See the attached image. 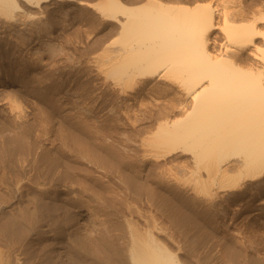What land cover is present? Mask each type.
I'll use <instances>...</instances> for the list:
<instances>
[{
  "label": "bare ground",
  "instance_id": "bare-ground-1",
  "mask_svg": "<svg viewBox=\"0 0 264 264\" xmlns=\"http://www.w3.org/2000/svg\"><path fill=\"white\" fill-rule=\"evenodd\" d=\"M57 4L60 6L62 4L65 10L86 5L94 9L92 13L103 23H113L117 26L116 33L122 45L117 46L122 50L121 59L116 60V56L115 61L113 57L106 58L110 63L107 65L104 62L106 66L100 65L98 62L100 59L95 57L96 54L93 55L94 58L90 57L91 59L86 60L90 67L93 66L101 74L98 83L102 86L101 89L97 87L98 90L94 93L96 98H93V94L92 98L85 97L78 89L73 92L76 95L77 103L74 106L77 111L94 116L95 121L103 119L107 114H114V118L128 124L132 121L135 123L134 120L137 118L140 120L139 126L132 127L135 133L142 135H139L140 138L138 137L135 143L144 150L146 147L147 152L144 151V155L146 158L147 156L152 158L154 162V166L146 171L135 169L136 167L132 170L124 166L121 161H124L125 155H122V158L121 152L116 156L111 155L115 160L113 163L110 155L103 154L108 147L101 153L93 148L96 144L91 148L81 143L77 144V147L80 145L78 153L81 157L78 162L82 159L92 164H88V167L93 168L95 164V169L103 168L109 176L115 178L116 183L113 182L121 193L124 192L126 199L116 195L117 190L114 185L116 190L114 194L112 187L110 188L109 184L106 186L112 190V193L108 194H112L108 197V201L104 195V198L101 197L102 191L101 193L97 190L99 194L96 190H89V185L92 184L85 183L88 188L78 187L71 183L72 181L68 184L67 175L72 173L71 167L77 162L75 161L74 164L72 161L73 165L68 163L71 165L70 168L65 165L70 169L66 174V182L65 175H62V179L59 173L62 167L54 166L56 161L52 164L53 156L48 155L50 152L46 154L45 142L50 133H48L50 126H47V113H49L47 111L51 106L45 104L55 106L59 98L50 96L54 91L51 94L45 92L42 79L37 73H33L32 68L40 69L41 65L46 64L44 54L54 56L55 41L49 37L50 24L46 18L47 9ZM194 5H189L186 0H156V3L140 5L129 4L123 0L90 2L0 0V264H212L214 262L217 244L212 241L210 231L199 237L200 241L195 240L197 237L194 239L195 242H199L203 254L196 253L195 248L194 251L183 248V243L178 239L180 236L177 237L179 232L172 225L164 226L166 224L162 225L159 223L161 221H150L147 215L139 212L140 209L134 211L129 205L127 211L126 206L125 211L120 208L121 204L127 205L126 201L131 202L134 194L140 199L145 197L147 200L159 196L164 202L172 201L173 204L175 200L189 205L190 200L197 201V204L201 205L199 210L202 214H200L214 219L215 214L219 212L225 214L227 211L221 208L222 202L218 203L220 207L214 208L215 205L217 206L215 203L218 196L225 197L232 194L235 199H240L246 196H243V192L249 188L256 192L264 190V28L260 29L258 26L260 23L264 24V4L262 10H247L242 0H239L233 8L223 10H215L210 3L204 9ZM218 18L222 21L219 22ZM106 44L104 48L109 49ZM164 54L170 57L165 58ZM245 54L247 60L246 57L242 59ZM214 55L217 56L213 57ZM52 65L54 63L49 67ZM105 86L114 91L115 96L106 104L101 102L105 104L101 105L100 100L104 93L102 89ZM51 89L57 88L54 86ZM54 106L52 105V109H55ZM57 109L55 110L58 111ZM67 114L64 113L65 116ZM107 125L108 123L106 127L98 128L97 125L93 127L90 124L86 128L91 135L87 130L84 131L91 136L90 141L102 143L110 140L111 144L113 138L110 137L109 131L114 125L110 123L109 126ZM69 127L68 129L71 128ZM80 127L84 129V126ZM58 135L63 138L62 134ZM78 135L79 132L76 136ZM49 140L53 141L52 138ZM63 141L62 143L67 144ZM118 143L115 145L117 146ZM116 146L113 148L115 149ZM119 147L125 152L130 150V146ZM129 150L127 154H130ZM63 151L61 152L64 155L67 150ZM113 151L110 150V153L114 155ZM56 152H59L57 148ZM46 155L52 156L49 162L53 166L48 165ZM137 158H135L137 162L141 161L139 158L143 160V157ZM176 161L181 162V167L185 169L186 174H189L190 177L186 180L189 185L185 184L182 177L183 181L179 182L181 179L179 175L172 173L174 169L172 170L171 167H174L172 164ZM57 162L55 164H59ZM80 165L78 163L77 168H80ZM180 165L178 164L179 168ZM86 170V177L97 174ZM71 175L74 177L73 174ZM83 178L81 177L80 181H83ZM78 179L79 177L76 181ZM93 180L95 182L99 177ZM154 180L155 185H153ZM84 181L86 182L85 178ZM113 182L110 183L114 184ZM53 197L56 198L52 199L54 202L51 204L52 207L50 206L55 210L52 212L53 217L55 214H58V217L61 212L68 213L72 209L75 213L70 212L72 215L69 219H67L69 214L66 213L67 217L60 224L61 227L57 225L63 236L60 231V236L51 232L55 236L50 238L51 225L48 221L50 219H47L49 216L47 210L50 205L48 200ZM88 197L93 200L92 205L88 202ZM246 201L244 206L252 210V214L264 215V208L260 202L253 203L248 199ZM242 206V203L236 206L235 211L241 210ZM161 207L165 219L168 217L171 224H175L179 217L178 209L175 211L174 207L165 206L167 209ZM133 212L140 218L145 216L142 218L144 226L139 227L134 218L132 219ZM176 224L174 227L179 228L180 226ZM185 227L183 231L186 230ZM231 232L230 240L227 241L229 240L232 246L246 244L241 240L244 236ZM224 241L222 243H225ZM228 246L231 248L230 245ZM240 249L237 250L239 254L245 251L243 249L240 253ZM228 252L227 250L225 254ZM238 253L230 251V255H227L235 262L241 260L236 256ZM216 260L215 264L218 263ZM252 260H249L248 264H252ZM243 261L239 264H245Z\"/></svg>",
  "mask_w": 264,
  "mask_h": 264
},
{
  "label": "rangeland",
  "instance_id": "rangeland-1",
  "mask_svg": "<svg viewBox=\"0 0 264 264\" xmlns=\"http://www.w3.org/2000/svg\"><path fill=\"white\" fill-rule=\"evenodd\" d=\"M85 1H96V0H85ZM124 2H126V3H129V4H136V5H138V3H139V5L140 4H149V2L150 3H156V0H123ZM239 0H186V2L189 4V5H191V6H193L195 3H197V4H195L194 6L195 7H198L199 9H204L205 7H206V5L207 4H209L210 3V5L212 6V7H214V9L215 10H223L224 8L226 9V8H233L235 5H236V3L238 2ZM263 1L264 0H242V2L246 5V7H247V10H262L263 9V6H262V4H264L263 3ZM59 2V1H58ZM201 2H203V4L201 3ZM58 5V6H57ZM57 5H55L53 8H48L47 10H48V17L46 18L47 20H48V23L50 24L49 25V31H50V39L52 38V40L53 41H55L54 43H55V46H54V49H55V51H54V56H52V57H50L48 54H44V58L47 60V62H46V64L45 65H41L40 66V69L37 67H33L32 68V70H33V73H37L38 75L37 76H39L41 79H42V82L44 83V88L46 89V91L45 92H50V94L54 91V93H52V95H50L51 97H53V95H54V97L55 96H58V98H59V100H58V102H57V104H59L58 105V107H56V105L54 106V104H51V105H47V104H45L46 106H51V108L50 107H48V110L49 111H47V112H49V113H47V116H48V123H47V126H50L49 128H48V133H49V135H48V140H47V142H45L46 143V149H47V152H46V154L48 153V152H50L48 155H52L53 156V160H52V156H47L46 155V157H48L47 159H48V161H47V163L50 161V159L52 160V164L54 163L53 161H58L59 162V164H55L54 163V166H59V168L60 167H62V168H60L59 169V173H61V177H62V179H63V176L62 175H65L64 176V178H66L65 179V181L67 180V177H66V174H68L69 173V171H70V169H68V168H66V166L65 165H67L68 167L70 166L71 167V165H73V162H74V164H75V161L77 162L76 163V165H74V167L72 166L71 167V171L70 172H72V173H70L69 175H67L68 176V184L70 183V181H72L71 183H73L74 185H76V186H82V187H85V186H87V185H89V184H92V185H89V186H87V188L89 187V190H99L101 193H102V196L101 195H99V196H101V197H103V195H104V197H105V199L106 200H108L109 201V199H108V197L110 196V195H112V194H110V195H108L109 193H112V190H113V194H114V191H116L117 190V192H115L116 193V195L119 197V198H121V197H123V199H126V196L124 197V192L123 193H121V190L119 191L118 190V188L116 187V180H115V178H112L111 176H109L106 172H105V170L103 169V168H99V167H97V168H99L100 170H98V169H95L96 168V165L94 164V166H93V168H94V170H93V168H91L92 166H89L88 167V164H90V165H92L91 163H87L85 160H82L81 159V162H78L79 161V158H81V157H79L80 156V154L78 153L79 152V148H80V145H78V147H77V144H82V145H85V146H87V147H93L95 144V146L93 147V148H96V150H97V152H101V153H103V151L104 150H106L107 149V147H108V151L106 150V151H104V153L103 154H107V155H112V156H116L117 154H119L120 152V154H121V156L122 155H125L126 156V158H128V159H126L125 158V156H124V158H123V156H122V158H123V160L125 161V162H128V163H130V164H126L124 161H121V162H123L122 164L124 165V166H126V167H130L132 170H135V169H142V170H144V171H146V170H148V169H151L154 165V162H153V159L152 158H149L148 156H147V158H146V155H144V151L145 152H147V150H146V147H144L145 148V150L143 149V147H140L138 144H136L135 143V141H136V139H138V137L140 138V136H142V135H140V134H137V133H135L136 131H134V129L132 128L133 126H139L138 124H140V120H138L139 118H137V120H134V122L135 123H133V121H132V123L131 122H129V124H128V122H122L123 120H120V119H117V118H114L115 116H114V114H107V116H105L103 119H101V120H99V121H95V117L94 116H92V115H90V114H82V113H80V112H78L77 111V108H76V106H74V105H76V100H75V97H76V95H75V93L73 92V90H75V89H78V90H80L79 92L80 93H82V95H84L85 97H87V96H89L90 98H92V94H93V98H96V96L94 95V93H95V91H97L98 89H97V87L99 88V89H101L100 87L102 86L101 84H99L100 82H99V80H101V74L100 73H98L97 72V70H95L94 69V67L93 66H89L87 63H86V60H88V59H91L90 57H92V58H94L93 57V55H95L96 54V56L95 57H97L98 59H100L98 62L100 63V65H103V66H106V64L105 63H107V65L109 64L110 65V63H108V60H106V58L108 59L109 57L111 58V57H113V59H114V61H115V56H116V60H118V59H121V57H122V55L120 56V54H122V50H120V48L118 49V47H120V46H122V45H120L121 43H119L120 41L118 40V36H117V26L115 25V24H109V23H103L101 20H100V18L99 17H95V15L92 13V10H94V9H92L91 7H88V6H86V5H83V6H78V7H76V8H74L73 10H65V9H63L64 7H63V5L61 4V6L59 5V4H57ZM57 6V7H56ZM140 7V6H139ZM35 10V9H34ZM37 10V9H36ZM94 16V17H93ZM218 21L220 22V21H222L220 18H218ZM259 27H260V29H263L264 28V24L263 23H260L259 25H258ZM220 38H221V35L219 36V40H220ZM107 42H109V43H107ZM110 42H111V44L113 45H111L110 44ZM33 43V42H32ZM110 46V47H112L111 49H110V47H108V45ZM105 44L107 45V48H109V49H105L104 48V46H105ZM29 46H30V44H29ZM118 46V47H117ZM216 48V47H215ZM118 49V50H117ZM117 50V51H116ZM120 50V53L118 52ZM214 53H216V52H214ZM119 54V55H118ZM91 55V56H90ZM49 56V57H48ZM99 56V57H98ZM165 58H169L170 57V55H168V54H164L163 55ZM215 56H217V55H214L213 57H215ZM246 57V58H245ZM96 58V59H97ZM103 58H105V59H103ZM118 58V59H117ZM243 58H245L246 60H247V56H246V54L242 57V59ZM244 59V60H245ZM110 60H112V59H110ZM103 62V64H101V62ZM113 61V62H114ZM105 62V63H104ZM110 62H112V61H110ZM52 63H54V65H52V66H54V68L51 66V67H49L50 66V64H52ZM187 63V62H186ZM43 66V67H42ZM55 67H57V68H55ZM52 69V70H51ZM56 69V70H55ZM37 70H38V72H37ZM41 70V71H40ZM44 73V74H43ZM42 75V76H41ZM46 79H44V78ZM95 80V81H94ZM99 82V83H98ZM53 83V85H51ZM94 83V84H93ZM50 85V86H49ZM54 86L57 88V89H51L52 87L54 88ZM96 86V87H95ZM105 87H107V86H105ZM103 88L102 89V99L100 100V103L102 102V103H108L109 101H111V99L115 96V92L114 91H112L111 89H109L108 87L107 88ZM49 88H50V90H49ZM96 89V90H95ZM48 90V91H47ZM56 90H58L56 93H55V91ZM66 90V92H64ZM94 92H93V91ZM76 91V90H75ZM79 92H77V93H79ZM58 93V94H57ZM56 94V95H55ZM105 96V97H104ZM53 97V98H54ZM100 99V98H99ZM105 101V102H104ZM75 102V103H74ZM98 102V101H97ZM101 103V105H105V104H102ZM52 105L55 107V109H57L58 111H56L55 109H52ZM61 105V106H60ZM98 105H100L99 104V102H98ZM45 106V107H46ZM29 108V107H28ZM59 109H60V111H59ZM53 110H54V112H53ZM56 111V112H55ZM65 111V112H64ZM67 111V112H66ZM65 114H67V116H65L64 115V113ZM65 116V117H64ZM90 116V117H89ZM71 120H69L68 118ZM66 118V119H65ZM106 118V119H105ZM68 119V120H67ZM90 119V120H89ZM67 120V121H66ZM72 121H74V122H72ZM80 123H79V122ZM81 121H82V123H81ZM91 121H93V122H91ZM95 121V122H94ZM112 121H114V122H112ZM139 121V122H138ZM70 122V123H69ZM89 122V123H88ZM106 122V123H105ZM119 122H122V123H120V124H118ZM66 123V124H65ZM85 123V124H84ZM91 124V125H93V127L95 126V125H97V127L98 128H102V126H104V127H106V124L108 123V125L107 126H109V123L111 124V125H114V126H116V129H114V126H113V128H111L112 130H110V131H112V132H110L109 131V134H111V138H113V139H111V141H112V143L114 144H110V140L109 141H105V142H108V143H106L105 144V142L104 141H102V143L101 142H99V143H101V144H103L104 143V145H101V144H99L98 143V141L96 142V141H90L91 139H90V131H89V129H87L88 128V126L89 125H87V124ZM94 123V124H93ZM65 124V125H64ZM84 126L83 128L84 129H80L81 127L79 126ZM83 124V125H82ZM100 124V125H99ZM105 124V125H104ZM121 125V126H120ZM123 125V126H122ZM125 125V126H124ZM65 128V130H64V128ZM71 128H70V127ZM79 126V127H78ZM99 126H101V127H99ZM119 126V127H118ZM52 127V128H51ZM68 127L70 128V129H68ZM87 127V128H86ZM59 128V129H58ZM62 128V129H61ZM77 128V129H76ZM79 128V129H78ZM127 129H128V131H127ZM132 129V130H131ZM51 130H53V131H51ZM57 130V131H56ZM64 130V131H63ZM68 130H70V131H68ZM74 131L75 133H73L72 131ZM76 130V131H75ZM77 130H78V132H79V135L78 136H76L77 134H78V132H77ZM87 130V132L90 134H88L89 135V138H87L88 137V135L86 134L87 132H85V131ZM125 130V131H124ZM131 130V131H130ZM55 131V132H54ZM60 131H61V133H60ZM65 131H68V133H66ZM124 131V132H123ZM58 134H62V136H63V138H61V135H58ZM71 132V133H70ZM54 133V134H53ZM56 133V134H55ZM85 133V134H84ZM134 133V134H133ZM71 134H73V135H71ZM55 135V136H54ZM124 135H126V136H124ZM138 135V136H137ZM140 135V136H139ZM80 136V137H79ZM134 138H133V137ZM136 136H137V138H136ZM58 137H60L59 139H58ZM116 137V138H115ZM125 137V138H124ZM53 139V141L52 140H49V139ZM119 138V139H118ZM121 138V139H120ZM132 138V140H129V139H131ZM57 139H58V141H60V142H58L57 141ZM62 139H64L65 141H63ZM82 139V140H81ZM116 139V140H115ZM127 139V140H126ZM135 139V140H134ZM78 140V141H77ZM114 140H115V143H118V147L119 146H122L123 147V145H124V147H128V146H130L129 148H130V154H127L128 153V150H126V152H125V150H123L121 147H117L116 145H115V143H114ZM119 140H121V142L119 141ZM122 140H123V142H122ZM126 140V141H125ZM62 141L63 142H67V144H69L70 145V149L68 148V146L69 145H67L66 143L64 144V143H62ZM117 141V142H116ZM125 141V142H124ZM130 141V142H129ZM134 142V144H136V145H138V146H136V145H134L133 144V142ZM50 142V143H49ZM53 142V143H52ZM96 142V143H95ZM127 142L129 143V144H127ZM132 142V143H131ZM56 143V144H55ZM60 143V144H59ZM63 145H65V146H63ZM73 143V144H72ZM76 143V144H75ZM98 143V144H97ZM122 143H124V144H122ZM125 143L127 144V145H125ZM131 143V144H130ZM93 144V145H92ZM108 144H110V145H112V146H108ZM122 144V145H121ZM67 145V146H66ZM74 145V146H73ZM92 145V146H91ZM71 146H72V148H71ZM100 146V147H99ZM102 146H105V147H102ZM116 146V148L114 149L113 147H115ZM134 146V147H133ZM64 147V148H63ZM67 147V148H66ZM76 147V148H75ZM97 147H98V149H97ZM102 147V148H101ZM110 147H112V148H110ZM49 148V149H48ZM56 148H57V150L59 151V152H56ZM59 148H60V150L61 151H65V150H67V151H63L64 152V155H63V153L59 150ZM63 148V149H62ZM104 148V149H103ZM106 148V149H105ZM117 148H118V153H117ZM136 148V149H135ZM140 148V149H139ZM50 149H52L53 150V152H56V154L55 153H53L52 152V150H50ZM69 149V150H68ZM114 151H113V150ZM131 149H132V151H136L135 153H131L132 151H131ZM49 150V151H48ZM78 150V151H77ZM99 150V151H98ZM110 150H111V152L113 151V153H114V155L112 154V153H110ZM73 151H74V154H73ZM115 151H116V153H115ZM61 152V153H60ZM67 152H68V154L69 155H67ZM75 152H76V154H75ZM107 152V153H106ZM127 154H125V153ZM143 152V153H142ZM58 153V154H57ZM78 153V154H77ZM140 153V155H138V154ZM54 154V155H53ZM59 154H60V158H62L61 156H63V158H62V161H61V164H60V158H58L59 157ZM135 154V155H134ZM141 154H143V155H141ZM56 155V158L54 159V156ZM58 155V156H57ZM70 155H73V156H70ZM76 155H78V156H76ZM133 155V157H131ZM137 155V157H143V160H142V158L140 159L139 158V160H141L143 163H144V165H143V163L141 162V161H138V162H140V163H138L136 160H135V158H137V157H135L134 158V156H136ZM75 156H76V158H75ZM110 157L111 158V162H113V163H115V160H114V158L113 157ZM128 156V157H127ZM130 156V157H129ZM74 158V159H73ZM134 158V159H133ZM144 158H145V161H144ZM57 159V160H56ZM63 159H64V161H63ZM148 159V160H147ZM152 159V160H151ZM137 160H138V158H137ZM73 161V162H72ZM51 162V161H50ZM49 162V166L51 165V163ZM57 162V163H58ZM83 162V163H82ZM86 162V163H85ZM152 162V163H151ZM64 163V164H63ZM68 163L70 164V163H72L71 165H68ZM79 163V165L82 167V165L84 166L85 165V167H80V168H77V164ZM85 163V164H84ZM94 163V162H93ZM126 165H125V164ZM142 163V164H141ZM175 163H177L176 164V166H175ZM174 164H172V165H174V167L172 168L171 167V169L173 170L174 169V172L172 171V173L173 174H175L176 173V175H179V178H184V182H185V184H188V183H186L187 181V179H189V174L187 173L186 174V171H185V169H183V167H181L182 165H180L181 164V162H179V161H176ZM183 163V162H182ZM86 164H87V166H86ZM151 164H152V166H151ZM178 164L180 165V168H179V166H178ZM65 166V170H66V172H65V170H64V166ZM147 165V166H146ZM150 165V166H149ZM51 166H53V165H51ZM69 167V168H70ZM88 167V168H87ZM113 167H114V165H113ZM115 167H117L118 168V165L117 164H115ZM136 167V168H135ZM73 168V169H72ZM90 168H91V170H90ZM135 168V169H134ZM145 168V169H144ZM61 169H62V171H61ZM74 169H78V170H80L79 172L82 174V172L83 171H85V172H83V174L82 175H84V176H82L81 174H79V172L78 171H76V170H74ZM86 169H88V171L89 172H93V173H97L96 175H91V177H89L90 175H88V177H86V172H87V170ZM101 169H103V170H101ZM176 169V170H175ZM180 169H181V171H180ZM183 169V170H182ZM97 172H96V171ZM67 171H68V173H67ZM82 171V172H81ZM177 171V172H176ZM65 172V173H64ZM101 172H103L102 174H101ZM183 172L185 173L184 175H185V177H184V175H183ZM77 174V176H75L76 174ZM92 173V174H93ZM99 173V174H98ZM105 173V174H104ZM71 174H73L74 175V177H72V175ZM100 174H101V176H102V179H100L101 178V176H100ZM182 174V175H181ZM80 175V176H79ZM105 175V176H104ZM176 175H173V176H175L176 177ZM186 175H188V176H186ZM79 177V179L76 181V179ZM81 177L83 178H85V180H86V182L84 181V178H83V181L81 182L80 181V179H81ZM98 177H99V180H97V181H95L94 182V180L93 179H98ZM104 177H106V178H104ZM108 177V178H107ZM109 177H111V178H109ZM69 178H72V179H70L69 180ZM86 178H88V179H86ZM92 178V179H91ZM103 178H104V180H103ZM179 179V182H180V180L181 181H183V179ZM186 178V179H185ZM110 179V180H109ZM112 179V180H111ZM102 180H103V182L106 180L107 181V183H103L102 182ZM149 180H151V179H149ZM87 181H89V182H87ZM91 181V182H90ZM93 181V182H92ZM98 181H100L99 183H98ZM112 183L113 181H115V183L114 184H111L110 182ZM74 182H78V183H80V184H78V183H74ZM84 182V183H83ZM98 184H97V183ZM85 183H88L87 185L85 184ZM97 185H96V184ZM101 183H103V184H101ZM192 183V181H190V184ZM101 184V185H100ZM107 184V185H106ZM108 184H109V186H110V188L112 189H109V187H106V186H108ZM156 184V181L154 180L153 181V185H155ZM84 185V186H83ZM116 187L115 189H114V186ZM189 185V184H188ZM103 186V187H102ZM50 187H52V185L50 186ZM92 187H93V189H92ZM94 187H95V189H94ZM106 188H108L107 190H106ZM105 189V190H104ZM250 189V188H249ZM249 189H247V190H245L244 192H243V196L244 195H246L244 198H240V199H238V198H234V196H231V195H227V196H225L224 197V195L223 196H221L220 194V196H218L217 197V200H216V203L215 204H217V206L215 205V207L214 208H216L217 209V207H220V206H218V203L219 202H222L223 204H222V206H221V208H223L226 212H225V214L227 215H225V214H222V213H218V214H215V221L213 222V220L214 219H212L213 217H206V216H204V215H201L202 213H201V208H199V207H201V205H199V204H197V201H195L196 202V204H195V202L193 201V200H190L189 201V203H191L190 205L188 204V203H182L181 201H176L175 200V204H173L174 202H164L163 201V199L161 198V197H153V198H151L150 200L148 199H146L145 197H141V199H140V197L139 196H137L136 194H134V196L131 198V199H133V200H131L130 199V197H131V195L129 196V199L131 200V202H128V201H126L127 202V205H124V204H121L120 205V208H122V210H124L125 211V206H126V211H127V206L129 205V207L130 208H132V210H134V211H137V210H139L140 209V211L139 212H141V214H144L145 216L147 215V217H149L148 219L150 220V221H161V222H159V223H161L162 225L163 224H166V225H164V226H170L171 227V225H172V227L174 228V229H176L179 233L177 234V231L176 230H174L175 232H176V234H177V237L178 236H180V237H178V239H180V242L181 243H183V248H185L186 250L189 248L190 250L192 249L193 250V248H195L194 250H196V251H194V252H196V253H201V254H203L201 251H202V249H201V246H200V244H199V242H195V240L196 241H200V238L202 237V236H204L205 235V233L207 234L208 233V231H210L209 233H211L212 234V237L214 238V240H213V238H212V241H214L215 242V245H216V247H217V250H215V254H216V257H215V259H214V262H212V264H215V260H216V258H217V260L216 261H218V263L216 262V264H223V263H225V264H239L241 261H243V263H245V264H248V261L249 260H251V259H253L252 260V264H264V215H262V216H260V215H258V214H252L253 212H252V210H250L248 207V209L244 206L245 205V203H247V201H246V199H248V201L249 202H253V203H261L262 204V206H263V208H264V190H261V192H256V191H253L252 190V188L249 190ZM89 190H88V192H89ZM104 190V191H103ZM111 190V191H110ZM95 191V193H99V191H97L96 192ZM108 193H107V192ZM118 191L120 192V193H118ZM252 193L253 192V194H250V193ZM105 193V194H104ZM121 194L122 196H120V195H118V194ZM220 193V192H219ZM100 194V193H99ZM107 194V195H106ZM124 194V195H123ZM253 195V196H252ZM247 196H248V198H247ZM103 197V198H104ZM139 199H138V198ZM251 197V198H250ZM159 198V199H158ZM234 198V199H233ZM52 199H56L55 197H53V198H51V199H49L48 200V207H49V210H47V214L49 215V216H47V219H50V220H48L49 221V223H50V227H51V231L49 232L50 233V238H53L54 236H53V234H56V235H58V236H60L59 235V231H60V228L58 227V226H60V224H62L63 223V221L66 219V217H67V214H69L68 215V218L67 219H69V217L72 215V213H75L74 212V210L72 209V211H70V210H68V211H70V212H72V213H70V212H64L65 214H63L62 212H61V214H59V216L57 217V215L55 214V213H57V212H55L54 214H55V217H53V213L52 212H54L55 210H53V209H51V204L54 202V200H52ZM89 197H88V202L90 203V205H92V203H93V200H91L90 199V201H89ZM128 199V198H127ZM137 199V200H136ZM144 199V200H143ZM146 199V200H145ZM161 199V200H160ZM115 200H117V199H115ZM140 200H142V201H140ZM223 200V201H222ZM252 200V201H251ZM227 203H226V202ZM234 201V202H233ZM50 202V203H49ZM162 202H164L165 203V206H167V208H169V206L171 207V208H173L175 211L177 210V212H179V217L181 218H177L176 219V226L178 225V226H180L179 228H177V227H174V225L173 224H171L172 222L170 221V219L167 217V219H165V215L163 214V212H161L163 209H162V207L161 206H163V207H165L164 206V203H162ZM179 202V203H178ZM244 202V203H243ZM118 203V202H117ZM131 203H133V204H131ZM162 203V204H161ZM179 205H178V204ZM181 203L183 204V205H181ZM194 203V204H193ZM236 203V204H235ZM243 204V206L240 208L241 210H238V211H235V209L234 208H236V206H238L239 204ZM119 204V203H118ZM131 204V205H130ZM168 204V205H167ZM186 204H188V205H186ZM176 205V206H175ZM196 205H198V206H196ZM235 205V206H234ZM51 206V207H50ZM136 208H138V209H136ZM178 206H180V207H178ZM182 206V207H181ZM186 207V208H184V207ZM188 206H190V207H188ZM192 206V207H191ZM196 206V208H193V207H195ZM177 207V208H176ZM229 207V208H228ZM166 207H165V209H167ZM176 208V209H175ZM189 208H190V210H191V212H190V210H189ZM48 209V208H47ZM162 209V210H161ZM183 209V210H182ZM185 209V210H184ZM186 209H188V210H186ZM193 209V210H192ZM200 209V210H199ZM238 209V208H237ZM52 210V211H51ZM234 210V211H233ZM199 211V212H198ZM187 212H189V214H191V215H189ZM192 212H194V213H192ZM196 212V213H195ZM233 212H235V213H233ZM67 213V214H66ZM146 213V214H145ZM149 213H151V214H149ZM161 213V214H160ZM184 213V214H183ZM187 213V214H186ZM201 213V214H200ZM229 213V214H228ZM52 214V215H51ZM198 214L200 215V216H198ZM193 215H195L194 216V218H193ZM218 215V216H217ZM62 218H61V217ZM145 216H143V217H145ZM191 216V217H190ZM197 216V217H196ZM201 216H203V217H201ZM230 216H231V218H230ZM260 216V217H259ZM132 219L134 218V220L138 223V226L139 227H142V226H144L145 224H144V222H143V220H142V218L143 217H139V215L138 214H136L135 212H133L132 213ZM195 217H196V219H195ZM199 217V218H198ZM235 217V218H234ZM259 217V218H258ZM65 218V219H64ZM208 218V219H207ZM210 218V219H209ZM230 218V219H229ZM261 218V219H260ZM58 219V220H57ZM154 219V220H153ZM180 219V220H179ZM191 219H192V222H191ZM220 220V222L218 221L217 222V220ZM168 220H169V222H168ZM177 220H178V222H177ZM183 220H184V222H183ZM194 220H195V222H194ZM200 220H201V222H200ZM202 220H203V222H202ZM204 220H205V222H204ZM52 221V222H51ZM164 222V223H163ZM191 223L189 226L188 225H186V224H188V223ZM207 222V223H206ZM212 222V223H211ZM228 222V223H227ZM52 223V224H51ZM168 223V224H167ZM179 223V224H178ZM196 223V225H193V224H195ZM211 223V224H210ZM214 223H217V224H214ZM59 224V225H58ZM170 224V225H169ZM180 224H182V225H180ZM184 224V225H183ZM198 224V225H197ZM201 226H200V225ZM208 224V225H207ZM214 224V225H213ZM53 225V226H52ZM58 225V226H57ZM205 225V226H204ZM209 225H210V227H209ZM213 225V226H212ZM186 226V227H185ZM195 226V227H194ZM196 226H197V228H196ZM201 228H200V227ZM52 227H54V228H52ZM57 227V228H56ZM61 227V226H60ZM186 228V230L184 229V231H183V228ZM188 227V228H187ZM189 227H190V229H189ZM193 227V228H192ZM227 228V229H226ZM54 229V230H53ZM56 229H57V233H56ZM200 231H199V230ZM180 230H182V231H180ZM190 230H192V231H190ZM195 230V231H194ZM197 230V231H196ZM55 231V232H54ZM186 231V232H185ZM206 231V232H205ZM231 231H233V232H231ZM237 231V232H236ZM51 232H53V234H51ZM183 232H185V233H187V232H189V233H187V234H185V233H183ZM200 232V233H199ZM230 232L231 233H237L238 235H240V236H244V238L243 239H241V240H243L242 241V243H244V242H246V244H243V245H237V246H235V244H233V246H232V243H230ZM60 233H61V231H60ZM183 233V234H182ZM180 234V235H179ZM203 234V235H202ZM52 235V236H51ZM186 235V236H185ZM189 235V236H188ZM201 235V236H200ZM58 236H56V237H58ZM61 236H63L62 235V233H61ZM181 236H183V237H181ZM185 236V237H184ZM211 236V235H210ZM229 236V237H228ZM197 237V238H196ZM200 237V238H199ZM224 237V238H223ZM228 237V238H227ZM247 237V238H246ZM187 239V240H185V239ZM196 238V239H195ZM217 238V239H216ZM247 239L246 241L244 240V239ZM195 239V240H194ZM223 239H225V241L223 240ZM227 239H229L228 241H227ZM194 240V241H193ZM219 240V241H218ZM190 241H192V242H190ZM225 242V243H222V242ZM251 241V242H250ZM189 244H188V243ZM219 242H221V243H219ZM229 242V243H228ZM247 242H249V243H247ZM195 243V244H194ZM230 245L231 246V248L233 249H231L228 245ZM251 244V245H250ZM184 245H185V247H184ZM225 247V248H227L226 250H225V248L223 247V246ZM245 245H247L246 247H245ZM196 246V247H195ZM220 248H219V247ZM229 247V249H231V250H229L228 249V247ZM235 246V247H234ZM241 246H243L242 248L243 249H245V251H242L243 249L241 248ZM1 247H4V245H1ZM191 247V248H190ZM200 247V248H199ZM223 247V248H222ZM237 247H239L238 249H237ZM219 248V249H218ZM236 248V249H235ZM241 248V249H240ZM246 248H247V250H246ZM198 249H199V252H198ZM222 249V250H221ZM239 249H240V253H241V251H242V253L244 254V255H242V253L241 254H239L238 253V251H239ZM184 250V249H183ZM227 250L229 251L227 254L228 255H230V251H233L234 253H238V255H236L238 258H240L241 260H237V261H232L231 260V258H228V257H230V256H228L227 254H225L226 252H227ZM238 250V251H237ZM216 251L218 252V253H216ZM223 253H222V252ZM237 251V252H236ZM220 252V253H219ZM246 252H248V253H246ZM246 253V254H245ZM242 255V256H241ZM248 255V256H247ZM225 256H227V257H225ZM245 256V257H244ZM247 256V257H246ZM219 257V258H218ZM243 257V258H242ZM246 258H248V259H246ZM219 259H221V260H219ZM245 259H246V261H245ZM189 260V259H188ZM190 261V260H189ZM221 261H222V263H221ZM225 261V262H224ZM192 262V261H191ZM233 262V263H232ZM193 264V263H192Z\"/></svg>",
  "mask_w": 264,
  "mask_h": 264
}]
</instances>
